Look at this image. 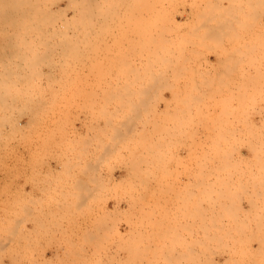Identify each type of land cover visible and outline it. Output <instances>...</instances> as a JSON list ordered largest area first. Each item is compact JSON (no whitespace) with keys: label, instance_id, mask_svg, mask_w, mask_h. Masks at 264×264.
Masks as SVG:
<instances>
[{"label":"rangeland","instance_id":"rangeland-1","mask_svg":"<svg viewBox=\"0 0 264 264\" xmlns=\"http://www.w3.org/2000/svg\"><path fill=\"white\" fill-rule=\"evenodd\" d=\"M18 1H0V264H264V0Z\"/></svg>","mask_w":264,"mask_h":264},{"label":"bare ground","instance_id":"bare-ground-1","mask_svg":"<svg viewBox=\"0 0 264 264\" xmlns=\"http://www.w3.org/2000/svg\"><path fill=\"white\" fill-rule=\"evenodd\" d=\"M0 1H1V0H0ZM3 1H4V0H3ZM11 1H12V0H11ZM16 1H18V0H16ZM27 1H29V0H27ZM30 1H31V0H30ZM36 1H37V0H36ZM38 1H39V0H38ZM110 1H112V0H110ZM124 1H125V0H124ZM134 1H135V0H131L130 2H133V3H135V4L139 2V0H136L137 2H134ZM5 2H7V1H5ZM5 2H4V3H5ZM13 2L15 3V1H13ZM18 2H20V1H18ZM41 2H45V1L43 0V1H41ZM70 2H71V0H70ZM70 2H69V3H70ZM74 2H76V1L74 0ZM82 2H84V1L82 0ZM261 2L264 3V1H261ZM14 3H13V4H14ZM27 3H28V2H27ZM32 3H34V1H33ZM37 3H38V2H37ZM37 3H34V4L38 7V4H37ZM102 3H103V0H102ZM118 3H119V2H118ZM118 3H117V4H118ZM133 3H132V5H133ZM262 3H261V4H262ZM28 4H30V3H28ZM44 4H45V3H44ZM70 4H71V3H70ZM74 4H76V3H74ZM77 4H79V3L77 2ZM77 4H76V6L82 5L81 2H80L79 5H77ZM89 4H90V3H89ZM128 4H130V3H128ZM135 4H134V5H135ZM14 5H17V4H14ZM23 5H24V4H23ZM23 5H22V6H23ZM72 5H73V3H72ZM72 5H71V6H72ZM86 5H87V4H86ZM91 5H92V4H91ZM140 5H141V4H140ZM140 5H139V7H140ZM20 6H21V5H20ZM68 6H69V4H68ZM73 6H74V5H73ZM73 6H72V7H73ZM76 6H75V8H72V7H71V8L73 9L72 11H73L74 14H84V12H85V13L87 12L86 8H82V6H81V7H80V6H79V7H76ZM84 7H85V4H84ZM86 7H87V6H86ZM90 7H91V6H90ZM101 7H102V6H101ZM116 7H117V5H116ZM132 7H134V6H132ZM132 7H131L130 9H132ZM139 7H138V8H139ZM213 7H214V6H213ZM220 7H222V6H220ZM3 8H4V7H3ZM19 8H20V7H19ZM24 8H25V5H24ZM134 8L136 9V6H135ZM134 8H133V9H134ZM11 9H14V7L11 8ZM34 9H35V7H34ZM106 9H107V8H106ZM220 9L223 10L224 7L220 8ZM2 10H3V9H2ZM15 10H16V8H15ZM17 10H18V7H17ZM24 10H25V9H24ZM38 10H39V9H38ZM88 10H89V9H88ZM90 10H91V9H90ZM103 10H104V9H103ZM107 10H109V9H107ZM107 10H106V11H107ZM158 10H159V9H158ZM225 10H226V9H225ZM22 11H23V9H22ZM30 11H31V10H30ZM34 11L38 12L37 9H35ZM40 11H41V10H40ZM88 12H89V11H88ZM107 12H108V11H107ZM158 12H159V11H158ZM218 12H219V11H218ZM223 12H224V11H223ZM227 12H228V11L226 10V14H227ZM129 13H130V12H129ZM219 13H220V12H219ZM98 14H100V13H98ZM106 14H107V13H106ZM134 14H135V13H134ZM211 14H212V13H211ZM220 14L223 15L222 13H220ZM20 15H21V14H20ZM22 15H23V14H22ZM22 15H21V16H22ZM41 15H42V14H41ZM131 15H132V14H131ZM217 15H218V14H217ZM217 15H216V16H217ZM221 15H219L220 18H221ZM228 15H229V14H228ZM5 16H6V15H5ZM11 16H12V15H11ZM36 16H37V15H36ZM219 16H218V18H219ZM234 16H235V15H234ZM1 17H2V16H1ZM37 17H38V16H37ZM130 17H131V16H130ZM229 17H230V15H229ZM3 18H4V17H3ZM3 18H2V19H3ZM9 18H10V16H9ZM218 18H217V19H218ZM232 18H233V17H232ZM232 18H229L230 20L227 18L228 21H227L226 23L230 22L231 24H233V19H232ZM2 19H1V20H2ZM6 19H7V18H6ZM225 19H226V18H225ZM4 20H5V19H4ZM101 20H102V19H101ZM221 20H222V19H221ZM257 20H258V19H257ZM10 21H11V20H10ZM103 21H105V20H103ZM224 21H225V20H224ZM224 21H223V22H224ZM234 21H235V20H234ZM16 22H17V21H16ZM30 22H31V21H30ZM96 22H97V21H96ZM113 22H114V21H113ZM131 22H132V21H131ZM213 22H214V21H213ZM219 22H220V21H219ZM223 22H222V23H223ZM18 23H19V22H18ZM108 23H110V22H108ZM216 23H218V21H216ZM220 23H221V22H220ZM226 23H224V24H226ZM230 23H229V24H230ZM244 23H245V22H244ZM262 23H263V22H262ZM20 24H23V23H20ZM102 24H105V23H102ZM231 24H230V25H231ZM245 24H246V23H245ZM99 25H100V24H99ZM217 25H219V23H218ZM227 25H228V24H227ZM257 25H258V24H257ZM29 26L32 27V25H29ZM107 26H108V25H107ZM107 26H106V27H107ZM111 26H112V25H111ZM31 27H30V28H31ZM36 27H37V25H36ZM109 27H110V26H109ZM21 29H22V28H21ZM27 29H28V28H27ZM39 29H40V28L38 27L37 30H39ZM34 30H35V29H33V31H34ZM42 31H43V30H42ZM44 31H45V30H44ZM44 31H43V32H44ZM103 31H104V30H103ZM211 31H212V30H211ZM19 32H20V31H19ZM73 32H74V31H73ZM96 32H97V31H96ZM96 32H95V33H96ZM101 32H102V31H101ZM101 32H100V34H102ZM105 32H106V31H105ZM41 33H42V32H41ZM71 33H72V32H71ZM133 33H134V32H133ZM133 33H132V34H133ZM191 33H192V32H191ZM191 33H190V34H191ZM208 33L210 34V32H208ZM216 33H217V32H216ZM221 33H222V32H221ZM54 34H55V33H54ZM65 34H66V33H65ZM80 34H81V33H80ZM83 34H84V32H83ZM86 34H87V33H86ZM96 34H97V33H96ZM217 34H218V33H217ZM222 34H223V33H222ZM37 35H38V34H37ZM72 35L74 36V34H72ZM149 35H150V34H149ZM62 36H64V33H63ZM66 36H67V34H66ZM73 36H72V37H73ZM90 36H91V35H90ZM98 36H99V35H98ZM54 37H55V36H54ZM67 37L72 38V37H70L69 35H68ZM76 37H77V35H76ZM149 37H150V36H149ZM151 37H152V35H151ZM38 38H39V37H38ZM64 38H65V36H64ZM73 38H74V37H73ZM77 38H78V37H77ZM115 38H116V37H115ZM209 38L211 39V37H208V39H209ZM100 39H101V38H100ZM117 39H118V38H117ZM146 39H147V38H146ZM149 39H150V38H148V40H149ZM63 40H64V39H63ZM66 40H67V39H66ZM74 40H77V39L75 38ZM93 40H94V39H93ZM152 40H154V39H152ZM166 40H167V39H166ZM166 40H165V42H167ZM40 41H41V40H40ZM40 41H39V42H40ZM78 41H79V40H78ZM117 41H118V40H117ZM133 42H134V41H133ZM159 42H160V41H159ZM62 43H63V42H62ZM75 43H77V42L75 41ZM85 43H86V42H85ZM130 43H131V42H130ZM66 44H67V43H66ZM68 44H69V43H68ZM68 44H67V45H68ZM145 44H146V43H145ZM69 45H70V44H69ZM146 45H147V44H146ZM159 46H160V45H159ZM161 46H163V45H161ZM161 46H160V47H161ZM160 47H158V48H160ZM163 47H165V46H163ZM219 47H220V46H219ZM179 48H180V47H179ZM35 49H36V48H35ZM161 49H162V48H161ZM163 49H164V48H163ZM163 49H162V50H163ZM180 49H181V48H180ZM170 50H171V49H170ZM222 50H223V49H221V51H222ZM143 51H145V50H143ZM167 51H168V50H166V52H167ZM177 51H178V50H177ZM35 53H36V52H35ZM142 53H143V52H142ZM167 53H169V51H168ZM179 53H180V52H179ZM223 53H224V52H223ZM145 54H146V53H145ZM147 54H148V53H147ZM157 54H158V53H157ZM148 55H149V54H148ZM153 55H154V54H153ZM158 55H159V54H158ZM257 55H258V54H257ZM33 56H34V55H33ZM42 56H43V55H42ZM151 56H152V55H151ZM154 56H155V55H154ZM225 56H226V55H225ZM228 56H229V55H228ZM260 56H261V55H260ZM35 57H36V59H37V55H35ZM146 57H147V56H146ZM146 57H145V58H146ZM222 57H223V56H222ZM226 57H227V56H226ZM258 57H259V56H258ZM162 58H164V57H162ZM260 58H262V57H260ZM36 59H35V60H36ZM147 59H148V57H147ZM159 59H160V58H159ZM167 59H168V58H167ZM229 59H230V58H229ZM150 60H151V59H150ZM219 60H220V59H219ZM219 60H218V61H219ZM36 61H37V60H36ZM159 61H160V60H159ZM222 61H223V60H222ZM226 61H227V60H225V62H226ZM102 62H103V61H102ZM153 62H154V61H153ZM164 62H165V61H164ZM167 62H169V60H168ZM216 62H217V61H216ZM228 62H229V61H228ZM228 62H227V63H228ZM233 62H236V61H233ZM162 63H163V61H162ZM210 63H211V62H210ZM214 63H215V62H214ZM231 63H232V60H231ZM231 63H230V64H231ZM236 63H237V62H236ZM236 63H235V64H236ZM146 64H147V65L149 64V65H150L149 67L152 66V68H154V66H153L152 64H150L148 61H147ZM216 64H218V63H216ZM223 64L225 65L224 62H223ZM233 64H234V63H233ZM259 64H260V63H259ZM143 65H144V64H143ZM147 65H146V66H147ZM228 65H229V64H228ZM228 65H227V66H228ZM216 66H217V65H216ZM216 66H215V67H216ZM220 66H221V65H220ZM143 67H145V66H143ZM147 67H148V66H147ZM166 67H167V66H166ZM212 67H213V66H212ZM221 67H222V66H221ZM224 67H225V66H224ZM231 67H233V66H231ZM141 68H142V67H141ZM167 68H168V67H167ZM222 68H223V67H222ZM222 68H221V69H222ZM229 68H230V67H229ZM226 69L228 70V68H226ZM137 70H138V69H137ZM137 70H136V72H137ZM168 70H169V69H168ZM216 70H218V69L216 68ZM214 71H215V70H214ZM228 71H229V70H228ZM136 72H135V74H136ZM144 72H145V71H144ZM147 72H149V70H148ZM153 72H154V71H153ZM216 72H217V71H216ZM137 73L139 74V71H138ZM132 74H134V73L132 72ZM135 74H134V75H135ZM148 74H149V73H148ZM146 75H147V74H146ZM149 75H152V73H150ZM258 75H260V73H259ZM261 75H262V73H261ZM136 76H137V75H136ZM174 76H175V75H174ZM263 76H264V75H263ZM258 77H260V76H258ZM212 78H214V77H212ZM212 78H210V79H212ZM243 78H244V77H243ZM262 78H263V77H262ZM226 79H227V78H226ZM131 80H133V79H131ZM131 80H130V81H131ZM136 80H138V79H136ZM123 81H125V80H123ZM138 81H139V80H138ZM158 81H159V80H158ZM247 81L249 82V80H247ZM127 82H128V81H127ZM211 82H212V81H211ZM225 82H226V81H225ZM245 82H246V81H245ZM212 83H213V82H212ZM221 83H222V82H221ZM205 84H206V83H205ZM5 85H6V80H5ZM221 85H222V84H221ZM208 86H209V85H208ZM210 86H211V85H210ZM221 87H222V86H221ZM10 88H11V87H10ZM216 88H217V87H216ZM100 89H101V88H100ZM102 89H103V88H102ZM195 89L197 90V88H195ZM195 89H194V90H195ZM205 89H206V88H205ZM218 94H219V93H218ZM140 95H141V94H140ZM140 95H139V96H140ZM144 95H145V94H143L142 96L145 97ZM149 96H150V95H149ZM157 96H158V95H157ZM163 96H164V95H163ZM131 97H132V96H131ZM137 97H138V95H137ZM137 97H135V98H137ZM143 97H141V98H143ZM171 97H172V96H171ZM203 97H204V96H203ZM232 97H233V96H232ZM240 97H241V96H240ZM240 97H238V98H240ZM250 97H252V96H250ZM141 98H140V99H141ZM148 98H150V97H148ZM189 98H191V97H189ZM197 98H199V97H197ZM210 98H211V97H210ZM236 98H237V97H236ZM238 98H237V99H238ZM244 98H245V97H243V100H244ZM246 98H247V97H246ZM246 98H245V99H246ZM253 98H254V96H253ZM172 99H173V98H172ZM184 99H185V98H184ZM184 99H183V100H184ZM250 99H251V98H250ZM130 100H131V99H130ZM138 100H139V99H138ZM138 100H137V101H138ZM143 100H144V99L141 100L142 104H143V102H144ZM147 100H148V99H147ZM162 100H163V99H162ZM240 100H241V99H240ZM247 100H249V98H247ZM133 101H134V100H133ZM158 101H159V100H158ZM164 101H165V100H164ZM179 101H180V100H179ZM181 101H182V100H181ZM181 101H180V102H181ZM184 101H185V100H184ZM218 101H219V100H218ZM174 102H175V101H174ZM194 102H195V101H194ZM213 102H214V101H213ZM127 103H129V102H127ZM185 103H186V102H185ZM168 104H169V103H168ZM129 105H130V103H129ZM131 105L135 107L134 104L131 103ZM175 105H176V104H175ZM240 105H242V104H240ZM103 106H104V105H103ZM163 106H164V105H163ZM130 107H131V106H130ZM165 107H166V106H165ZM132 108H133V107H132ZM199 108H200V107H199ZM167 109H168V108H167ZM252 109H253V108H252ZM196 110H197V109H196ZM131 111L135 112L134 110H131ZM194 112H195V111H194ZM160 113H162V112H160ZM167 113H168V112H166L165 114H167ZM169 113H170V112H169ZM221 113H222V115H223L224 112H221ZM131 114H132V113H131ZM133 114H134V113H133ZM135 114H136V112H135ZM135 114H134V115H135ZM162 114H163V113H162ZM165 114H164V115H165ZM219 114H220V113H219ZM134 115H133V117H134ZM168 115H169V114H168ZM126 116H127V115H126ZM172 116H173V115H172ZM102 117H103V116H102ZM122 117H123V116H122ZM131 117H132V116H131ZM159 117H160V116H159ZM136 118H138V115H136ZM141 118H142V116H141ZM141 118H140V119H141ZM176 118H177V117H176ZM197 118H198V117H197ZM126 119H127V118H126ZM129 119H130V117H129ZM142 119H143V118H142ZM208 119H209V118H208ZM102 120H103V119H102ZM105 120L107 121L108 119L105 118ZM168 120H169V119H168ZM168 120H167V121H168ZM184 120H185V119H184ZM211 120H212V119H211ZM106 121H105V122H106ZM127 121H128V119L126 120V122H127ZM129 121H130V120H129ZM136 121H137V120H136ZM140 121H141V120H140ZM181 121H182V120H181ZM105 122H104V123H105ZM110 122H111V120H110ZM133 122H134V121H133ZM200 122H201V121H200ZM213 122H214V121H213ZM104 123H102V124H104ZM117 123H118V122H117ZM121 123H122V121H121ZM148 123H149V122H148ZM153 123H154V122H153ZM197 123H198V122H197ZM203 123H204V122H203ZM123 124H124V123H122V126H123ZM139 124H140V123H139ZM141 124H143V123H141ZM165 124H166V123H165ZM180 124H181V123H180ZM180 124H179V125H180ZM194 124H195V123H194ZM105 125H107V122H106ZM108 125H109V124H108ZM117 125H118V124H117ZM179 125H178V126H179ZM181 125H182V124H181ZM195 125H196V124H195ZM103 126H104V125H103ZM109 126H110V125H109ZM109 126H108V127H109ZM134 126H135V123H134ZM152 127H153V129H154V125H153ZM180 127H181V126H179V128H180ZM102 128H103V127H102ZM102 128H101V129H102ZM144 128H145V127H144ZM163 128H164V127H163ZM165 128H167V126H166ZM179 128H177V129L179 130ZM127 129H129V128H127ZM127 129H126V130H127ZM131 129H132V128H131ZM151 129H152V128H151ZM145 130H146V129H145ZM162 130H163V129H162ZM175 130H176V129H175ZM116 131L118 132L119 129H118V130L116 129ZM151 131H152V130H151ZM119 132L121 133V131H119ZM145 132H147V130H146ZM153 132H154V131H153ZM198 132H199V131H198ZM222 133H223V132H222ZM114 134H115V133H114ZM114 134H113V135H114ZM126 134H127V133H126ZM128 134H129V133H128ZM128 134H127V135H128ZM139 135H141V134H139ZM139 135H138V136H139ZM142 135H143V134H142ZM152 135H153V134H152ZM132 136H134V135H132ZM144 136L146 137V135H144ZM144 136H143V137H144ZM148 136H150V133H149ZM194 136H195V135H194ZM218 136H219V135H218ZM221 136H222V135H221ZM115 137H117V135H116ZM122 137H123V136H122ZM223 137H224V136H223ZM111 138H112V137H111ZM119 138H120V137H119ZM123 138H124V137H123ZM131 138H132V137H131ZM131 138H130V139H131ZM134 138H136V137H134ZM139 138H141V136H140ZM221 138H222V137H221ZM113 139H115V138H113ZM141 139H142V138H141ZM143 139H144V138H143ZM109 140H110V139H109ZM118 140H119V139H118ZM151 140H152V139H151ZM174 140H176V139H174ZM111 141H112V140H111ZM116 141H117V140H116ZM136 141H137V140H136ZM136 141H135V143H136ZM178 142H179V141H178ZM178 142H177V143H178ZM130 143H131V142H130ZM161 143H162V142H161ZM161 143H158V142H157L158 145L161 144ZM175 143H176V142H175ZM118 144H119V143H118ZM137 144H138V143H137ZM149 144H150V143H149ZM152 144H155V143L153 142ZM157 144H156V145H157ZM182 144H183V143H182ZM203 144H204V143H203ZM142 145H145V144L142 143ZM156 145H153V146H156ZM158 145H157V147H158ZM161 145H162V144H161ZM170 145H171V144H170ZM173 145H174V144H173ZM130 146H131V145H130ZM133 146H134V145H133ZM135 146H136V145H135ZM140 146H141V145H140ZM149 146H150V145H149ZM144 147H145V146H144ZM147 148H148V147H147ZM215 149H216V148H215ZM219 149H220V148H219ZM126 150H127V149H126ZM151 150H153V149H151ZM157 150H158V149H157ZM172 150H174V149H172ZM217 150H218V149H217ZM100 151H102V150H100ZM149 151H150V150H149ZM153 151H154V150H153ZM169 151H171V148L169 149ZM215 151H216V150H215ZM215 151H214V152H215ZM138 153H139V152H138ZM138 153H136V154L138 155ZM151 153H152V152H151ZM115 155H116V154H115ZM130 155H132V153H131ZM140 155L142 156L143 154H140ZM166 155H167V153H166ZM138 156H139V155H138ZM138 156H137V157H138ZM144 156H145V155H144ZM144 156H143L142 160L144 159V160L148 161L147 159L144 158ZM155 156H156V155H155ZM164 156H165V155H164ZM220 156H221V155H220ZM101 157H102V156H101ZM147 157H149V156H147ZM102 158H103V157H102ZM108 158H109V157H108ZM124 158H125V157H124ZM133 158H135V157L133 156ZM149 158H150V157H149ZM178 158H179V157H178ZM180 158H181V157H180ZM217 158H218V157H217ZM220 158H221V157H220ZM127 159H128V158H127ZM138 159H139V158H138ZM138 159H136V160H138ZM154 159H155V158H154ZM103 160H104V159H103ZM114 160H115V159H114ZM134 160H135V159H134ZM134 160H133V161H134ZM139 160H140V159H139ZM142 160H141V162H142ZM166 160H167V159H166ZM220 160H222V159H220ZM48 161H49V160H48ZM128 161H130V160H128ZM146 161H145V162H146ZM173 161H174V160H173ZM211 161H212V160H211ZM216 161H217V160H216ZM143 162H144V161H143ZM143 162H142V163H143ZM154 162H155V161H154ZM166 162H167V161H166ZM166 162H165V163H166ZM178 162L180 163L181 161H178ZM200 162H201V161H200ZM124 163H125V162H124ZM172 163H173V162H172ZM176 163H177V162H176ZM154 164H155V163H154ZM233 164H234V162H233ZM152 165H153V164H152ZM156 165H157V163H156ZM180 165H181V164H180ZM197 165H198V164H197ZM111 166H112V165H111ZM126 166H127V165H126ZM126 166H125V167H126ZM135 166H137V165H135ZM150 166H151V165H150ZM176 166H177V165H176ZM182 166H183V165H182ZM198 166H200V165H198ZM152 167H153V166H152ZM159 167H160V165H158V168H159ZM138 168H139V166H138ZM158 168H157V169H158ZM162 168H164V167H162ZM132 169H134V168H132ZM132 169H131V170H132ZM135 169H136V168H135ZM135 169H134V171H135ZM137 171H139V170L137 169ZM137 171H136V172H137ZM216 171H217V170H216ZM131 173H132V172H131ZM153 173H154V172H153ZM198 173H200V172H198ZM138 174H139V172H138ZM144 174H145V171H144ZM112 175H113V174H112ZM133 175H135V174L133 173ZM198 175H199V174H198ZM247 175H248V174H247ZM130 176H131V175H130ZM196 176H197V174H196ZM245 176H246V175H245ZM249 176H251V175H249ZM136 177H137V176H136ZM195 178H196V177H195ZM119 182H120V181H119ZM130 182H131V181H130ZM144 182H145V181H144ZM146 182H147V181H146ZM260 183H261V181H260ZM114 184H115V183H114ZM126 184H127V183H126ZM134 184H135V183H134ZM134 184H133V185H134ZM161 184H162V183H161ZM255 184H256V183H255ZM258 184H259V183H258ZM129 185H130V184H129ZM210 185H211V184H210ZM213 185H214V184H213ZM146 186H147V185H146ZM207 186H208V185H207ZM117 187H118V186H117ZM128 187H129V186H128ZM131 187H132V185H131ZM138 187H139V186H138ZM143 187H144V186H143ZM149 187H150V186H149ZM152 187H153V186H152ZM198 187H199V186H198ZM208 187H209V186H208ZM208 187H207V188H208ZM226 188H227V187H226ZM226 188H224V189L222 190L221 193H224V192L226 191ZM118 189H119V188H118ZM199 189H200V188H199ZM219 189H220V188H219ZM219 189H218V190H219ZM119 190H120V189H119ZM208 190H209V189H208ZM224 190H225V191H224ZM107 191H108V190H107ZM190 191H191V190H190ZM201 191L203 192V190H201ZM209 191H211V190H209ZM223 191H224V192H223ZM236 191H237V190H236ZM243 191H244V190H243ZM243 191H242V192H243ZM150 192H151V191H150ZM159 192H162V190L159 191ZM186 192H187V191H186ZM186 192L184 193V195H186ZM199 192H200V191H199ZM205 192H206V190H205ZM217 192H218V191H217ZM217 192H216V193H217ZM229 192H230V191H228V193H229ZM233 192H234V191H233ZM244 192H245V191H244ZM256 192H258V191H256ZM209 193H210V192H209ZM216 193L214 194V191H213L212 194L216 195ZM221 193H220V195H222ZM228 193H226V194H228ZM145 194H146V191H145ZM152 194H153V191H152ZM189 194H192V193H189ZM196 194H197V193L193 194V195L195 196V198L197 197L196 199L193 198L194 200H197V201H196L197 203H195V206H196L197 204H201V203H202V200H200V197H198V195H196ZM200 194L203 195L204 193H201V192H200ZM206 194L208 195V192L205 193V195H206ZM217 194H218V193H217ZM226 194H225V195H226ZM234 194H236V193H234ZM150 195H151V194H150ZM184 195H183V196H184ZM228 195H229V194H228ZM188 196H189V195H188ZM194 196H193V197H194ZM226 196H227V195H226ZM150 197H151V196H150ZM180 197L182 198V196H180ZM191 197H192V195H191ZM207 197H208V196H206V198H207ZM216 197H217V196H216ZM218 197H219V196H218ZM181 198H180V200H181ZM210 198H211V197H210ZM152 199H153V198H152ZM191 199H192V198H191ZM193 199H192V201H193ZM198 199H199V200H198ZM201 199H202V198H201ZM203 199H204V198H203ZM177 200H178V199H177ZM177 200H175V201H177ZM180 200H179V201H180ZM217 200H218V199H217ZM179 201H178V202H179ZM181 201H182V200H181ZM199 201H201V202H199ZM213 201H215V200H213ZM153 202H154V201H152V203H153ZM185 202H187V201H185ZM189 202H190V205H191V203L194 204V201L191 202L190 199H189ZM203 202H204V200H203ZM207 202H208V200H207ZM209 202H210V201H209ZM174 203H175V202H174ZM205 203H206V202H205ZM147 204H148V203H147ZM150 204H151V203L148 204V207H149ZM176 204H177V202H176ZM152 205H153V204H152ZM190 205H189V206H190ZM153 206H154V205H153ZM155 206H156V205H155ZM156 207H157V206H156ZM191 207H192V206H191ZM191 207H190V208H191ZM186 208H187V207H186ZM186 208H185V210H187ZM188 211H189V209H188ZM192 211H193V210H192ZM183 217H184V216H183ZM183 217H182V218H183ZM174 220H175V219H174ZM160 223H161V222H160ZM169 230H172V229H169ZM169 230H168V231H169ZM168 231H166V234H167ZM155 234H156V233H155ZM155 234H154V235H155ZM163 234H164V233H163ZM166 234H165L164 236H166ZM178 234H179V233H178ZM141 235H142V234H141ZM157 235H158V234H157ZM119 237H120V236H119ZM147 237H148V236H147ZM153 237H154V236H153ZM158 237H159V236H158ZM159 239H160V237H159ZM174 240H176V239H174ZM133 241H134V240H133ZM135 241H136V240H135ZM135 241H134V243H135ZM148 241H149V240H148ZM242 242H243V241H242ZM263 242H264V241H263ZM243 243H244V242H243ZM241 244H242V243H241ZM161 247H162V246H161ZM163 247H164V246H163ZM165 247H166V246H165ZM158 249H159V248H158ZM155 250H156V247H155ZM159 250H160V249H159ZM154 253H155V252H154ZM157 256H158V255H157ZM159 256H160V255H159ZM248 256H249V255H248ZM141 257H142V256H141ZM146 257H147V256H146ZM137 258H138V257H137ZM248 258H250V257H248ZM232 262H233V261H232Z\"/></svg>","mask_w":264,"mask_h":264},{"label":"crops","instance_id":"crops-1","mask_svg":"<svg viewBox=\"0 0 264 264\" xmlns=\"http://www.w3.org/2000/svg\"><path fill=\"white\" fill-rule=\"evenodd\" d=\"M254 1H257V0H250V2H252V3H254ZM188 14H189V12H188ZM251 61L252 60H250V59H246V60L236 61L237 63L236 62H233V61H232V63H231V61H229L228 63L227 62H224V63H225V66H227L228 64H229L228 66H248V65H253L252 64L253 62H251ZM206 62H208L210 65H217L216 63H218V65H223V64H219L220 62H218L217 59H213V58H210V59L206 60ZM203 96H204V98H210V97L211 98H221V96L220 95L217 96L216 92H214V91H209L206 94H204ZM227 97H231V98H236V97L238 98V97H240V98L243 99V97L250 98V94H249L248 91H246L245 93L241 91L240 93L238 92V93H235L234 95H233V93H230V94H228ZM244 155H246V154H244ZM193 172H194V170H193ZM188 182H189V185H191V184L192 185H195V175L192 176V177H189ZM47 257H49V254L47 255Z\"/></svg>","mask_w":264,"mask_h":264},{"label":"flooded vegetation","instance_id":"flooded-vegetation-1","mask_svg":"<svg viewBox=\"0 0 264 264\" xmlns=\"http://www.w3.org/2000/svg\"><path fill=\"white\" fill-rule=\"evenodd\" d=\"M225 60H227L226 62H228V61H231V60L234 61L235 59H234V60H233V59H224L223 61L225 62ZM236 61H237V60H236ZM239 61H240V60H239ZM188 179H189V178H187L186 180L188 181Z\"/></svg>","mask_w":264,"mask_h":264}]
</instances>
